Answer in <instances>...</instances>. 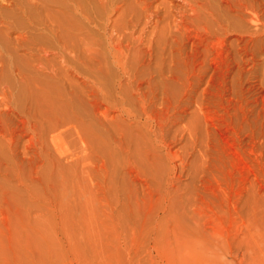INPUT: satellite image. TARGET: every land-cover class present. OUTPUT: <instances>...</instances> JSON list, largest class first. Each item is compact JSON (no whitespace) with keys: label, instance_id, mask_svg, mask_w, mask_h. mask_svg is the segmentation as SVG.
Here are the masks:
<instances>
[{"label":"rangeland","instance_id":"374dc122","mask_svg":"<svg viewBox=\"0 0 264 264\" xmlns=\"http://www.w3.org/2000/svg\"><path fill=\"white\" fill-rule=\"evenodd\" d=\"M33 2L0 0V264H264V35L247 12Z\"/></svg>","mask_w":264,"mask_h":264},{"label":"bare ground","instance_id":"6f19581e","mask_svg":"<svg viewBox=\"0 0 264 264\" xmlns=\"http://www.w3.org/2000/svg\"><path fill=\"white\" fill-rule=\"evenodd\" d=\"M28 1H30V0H28ZM31 1H33V0H31ZM54 2V3H57L55 6L57 7L56 9H59V11L60 10H65L66 12H68L70 15H71V18H72V16L73 17H81V18H84V16L87 14V10L84 8V7H86V6H84V4H86L87 5V7H90L93 3V1H95V3H96V1H97V4L96 5H99V4H105V6H107V7H105V8H107L108 9V5H109V10H110V12H117L118 10L120 11V8H119V6H116L114 3H113V0H35V2H33V6H35L36 7V9L37 8H40V7H42V8H44V6H46L47 7V5H49L48 3H51V2ZM117 1V0H116ZM224 1V3H225V11H227V9L230 11H234V12H238L237 14H241V15H244V12L246 13L247 12V16H242V18H244L245 20H248V22H250L251 24H253V29L252 30H254L253 32H251L252 33V35H257V34H262V35H264V18H262V17H264V16H259L258 14H256V12L255 11H257V10H254L258 5H257V3H256V5L254 4L255 2H256V0L254 1V0H223ZM254 1V2H253ZM259 1V0H258ZM25 2V1H24ZM98 2H99V4H98ZM208 2V1H207ZM28 3V2H27ZM31 3V2H30ZM84 3V4H83ZM92 3V4H91ZM19 4V3H18ZM25 4V3H24ZM34 4H36V5H34ZM83 4V5H82ZM101 4V5H102ZM114 4V5H113ZM10 5V4H9ZM20 5V4H19ZM88 5H90V6H88ZM93 5H95V4H93ZM92 5V6H93ZM212 6V5H211ZM254 6H255V8H254ZM10 7V6H9ZM45 7V8H46ZM95 7V6H94ZM49 8H51V7H49ZM91 8V7H90ZM89 8V9H90ZM22 9V8H21ZM26 9V8H25ZM55 9V10H56ZM91 9H93V8H91ZM103 9V8H102ZM19 10V9H18ZM94 10V9H93ZM123 10V9H122ZM121 10V11H122ZM195 10V9H194ZM26 11H27V9H26ZM29 11H30V9H29ZM58 11V10H57ZM90 11H92V10H90ZM96 11V10H95ZM106 11V10H105ZM108 11V10H107ZM124 11H125V9H124ZM129 11V10H128ZM259 11V10H258ZM25 12V11H24ZM92 12H94V11H92ZM123 12V11H122ZM143 12V11H142ZM216 12V11H215ZM28 13V12H27ZM59 13V12H58ZM61 13V12H60ZM89 13V12H88ZM128 13V12H127ZM219 13V12H218ZM228 13V12H227ZM39 14H40V12H39ZM62 14V13H61ZM64 14H65V12H64ZM97 14V13H96ZM116 14V13H115ZM203 14V13H202ZM229 14V13H228ZM235 14V13H234ZM236 14V15H237ZM92 15V14H91ZM120 15V14H119ZM219 15V14H218ZM240 15V16H241ZM49 16V15H48ZM47 16V17H48ZM55 16H57L58 17V15H55ZM67 16V15H66ZM89 16V14H87V17ZM96 16V15H95ZM108 16V15H107ZM234 16V15H233ZM237 16H239V15H237ZM63 17V16H62ZM69 17V16H68ZM17 18V17H16ZM55 18V17H54ZM65 18H67V17H65ZM239 18V17H238ZM32 19V18H31ZM46 19V18H45ZM47 19H50V17L49 18H47ZM53 19V18H52ZM58 19V18H57ZM53 20V21H51V24H50V21H49V24L50 25H48V28H44V29H48L47 30V32L49 31V32H51V33H53V34H55V33H57V30L61 27V24L59 23V19L58 20ZM73 19V18H72ZM89 18H87V20H88ZM207 19V18H206ZM212 19V18H211ZM228 20H229V18H227ZM240 19V18H239ZM91 20V19H90ZM233 20V19H232ZM13 21V20H12ZM70 21H72V20H70ZM217 21V20H216ZM219 21V20H218ZM33 22H35V21H33ZM40 22V21H39ZM61 22V21H60ZM91 22V21H90ZM45 23V22H44ZM211 23V22H210ZM8 24V23H7ZM63 24V23H62ZM66 24V23H65ZM71 24V23H70ZM85 23H83V25H84ZM100 24V23H99ZM43 25V24H42ZM64 25V24H63ZM94 26V25H93ZM66 27V26H65ZM73 27H75L74 25H73ZM79 27V26H78ZM63 28V27H62ZM68 28H70V26L68 27ZM72 28V27H71ZM89 28V27H88ZM241 28V27H240ZM77 29V28H76ZM75 29V30H76ZM231 29V28H230ZM248 29V28H247ZM62 30H65V29H62ZM67 30V29H66ZM72 32H73V30L72 29H70ZM74 30V31H75ZM78 30V29H77ZM241 30V29H240ZM252 30H250V31H252ZM100 31V30H99ZM102 31V30H101ZM67 32H68V30H67ZM38 33V32H37ZM51 33H49V34H51ZM62 34H63V31L61 32ZM65 33V32H64ZM71 32H69V34H70ZM74 33V32H73ZM76 33V32H75ZM81 33V32H80ZM241 33V32H240ZM72 34V33H71ZM24 35V34H23ZM56 35V34H55ZM57 36V35H56ZM56 36H54V37H56ZM61 36V35H60ZM59 36V37H60ZM66 36V35H65ZM72 36H74V35H72ZM37 37V36H36ZM53 37V36H52ZM58 37V36H57ZM69 37V36H68ZM76 37V36H75ZM84 37V36H83ZM28 38V37H27ZM38 38V37H37ZM217 38V37H216ZM261 38V37H260ZM35 39V38H34ZM45 39V38H44ZM28 40V39H27ZM41 40V39H40ZM48 40V39H47ZM69 40V39H68ZM71 40H73V39H71ZM80 40V39H79ZM60 41V40H59ZM66 41V40H65ZM33 42V41H32ZM47 42V41H46ZM61 42H63V41H61ZM68 42V41H67ZM73 42H77V41H73ZM79 42H81V41H79ZM251 42V41H250ZM72 43V42H71ZM74 44V43H73ZM60 46L62 45L63 46V43L61 44H59ZM53 46V45H52ZM56 46V45H55ZM69 47V46H68ZM58 48V47H57ZM96 48V47H95ZM65 49H66V47H65ZM64 49V50H65ZM94 49V48H93ZM63 52V51H62ZM61 51L59 52V53H62ZM126 53V52H125ZM64 54V53H63ZM121 54V53H120ZM61 57L63 56L62 54L60 55ZM68 56V55H67ZM105 57V56H104ZM73 58V57H72ZM75 58H77V57H75ZM96 58V57H95ZM65 59V58H64ZM66 59H67V57H66ZM12 60V59H11ZM17 61V60H16ZM69 61V60H68ZM18 64V63H17ZM88 68V67H87ZM108 68V67H107ZM127 68V67H126ZM93 69V68H92ZM88 70V69H87ZM53 71V70H52ZM89 71V70H88ZM127 73H128V71H127ZM57 74V73H56ZM58 75V74H57ZM70 75V74H69ZM54 76V75H53ZM20 77V76H19ZM101 77V76H100ZM31 77H29V79H30ZM69 79V78H68ZM18 80V79H17ZM16 80V81H17ZM39 80V79H38ZM33 81H34V78H33ZM102 81H104V80H102ZM101 81V82H102ZM38 82V81H37ZM40 82V81H39ZM44 82H45V80H44ZM100 82V83H101ZM2 84V83H1ZM21 84V83H20ZM27 84V83H26ZM43 84V83H42ZM52 85V84H51ZM59 85V84H58ZM71 85V84H70ZM103 85V84H102ZM28 86V85H27ZM104 86V85H103ZM43 87V86H42ZM42 87H41V89H42ZM49 87V86H48ZM50 88V87H49ZM109 88V87H108ZM25 89V88H24ZM46 89V88H45ZM50 89H52V88H50ZM78 89V88H77ZM97 89V88H96ZM23 90V89H22ZM44 90V89H43ZM25 91V90H24ZM52 91V90H51ZM54 91V90H53ZM91 91V90H90ZM44 92V91H43ZM47 92V91H46ZM56 92V91H55ZM54 92V93H55ZM76 92V91H75ZM103 92V91H102ZM74 93V92H73ZM63 94V93H62ZM109 94V93H108ZM103 95V94H102ZM43 96V95H42ZM46 96V95H45ZM61 96V95H60ZM104 96V95H103ZM44 97V96H43ZM42 97V98H43ZM107 97V96H106ZM119 97V96H118ZM29 98V97H28ZM49 98V97H48ZM47 98V99H48ZM64 98V97H63ZM68 98V97H67ZM72 98V97H71ZM76 98V97H75ZM109 98V97H108ZM111 98V97H110ZM23 99V98H22ZM55 99H57V98H55ZM65 99V98H64ZM19 100V99H18ZM46 100V99H45ZM65 103V102H64ZM47 107V106H46ZM51 107V106H50ZM66 107V106H65ZM81 107V106H80ZM44 110V109H43ZM51 110V109H50ZM61 110V109H60ZM59 110V111H60ZM39 111V110H38ZM57 111V110H56ZM41 112V111H40ZM76 112V111H75ZM74 112V113H75ZM81 112V111H80ZM62 113V112H61ZM68 113V112H67ZM57 114V113H56ZM63 116V115H62ZM109 116V115H108ZM84 117V116H83ZM110 117V116H109ZM67 118V117H66ZM52 119V118H51ZM58 120V119H57ZM105 120V119H104ZM109 120H110V118H109ZM62 121V120H61ZM112 121V120H111ZM48 122V121H47ZM55 122V121H54ZM71 122V121H70ZM107 122V121H106ZM109 122V121H108ZM54 124V123H53ZM57 124V123H56ZM66 124V123H65ZM81 124V123H80ZM61 126H63L62 124H60ZM59 124H58V127L60 126ZM73 125H74V123H73ZM57 127V128H58ZM67 127V126H66ZM69 127H71V126H69ZM60 128V127H59ZM68 128V127H67ZM78 128V127H77ZM65 129V128H64ZM75 129H76V127H75ZM68 130V129H67ZM74 130V129H73ZM63 131V130H62ZM76 131H79V133H80V135H81V132H80V130H76ZM87 131V130H86ZM107 131V130H106ZM75 132V131H74ZM94 132V131H93ZM100 132V131H99ZM57 133V132H56ZM65 133V132H64ZM78 133V132H77ZM59 134H60V132H59ZM90 134V133H89ZM62 135V134H61ZM76 135H78V134H76ZM92 135V134H91ZM54 137H56V136H54ZM88 138V137H87ZM105 140V139H104ZM99 141V140H98ZM72 142V141H71ZM70 143V142H69ZM105 143V142H104ZM72 144V143H71ZM86 144V143H85ZM97 145V144H96ZM83 149V148H82ZM86 150V149H85ZM83 151V150H82ZM73 153V152H72ZM100 170H102V169H100Z\"/></svg>","mask_w":264,"mask_h":264}]
</instances>
